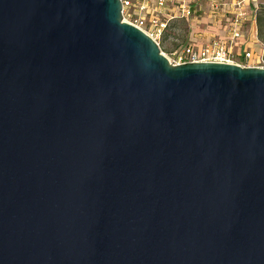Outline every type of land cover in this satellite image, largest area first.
Segmentation results:
<instances>
[{"label": "water", "instance_id": "1", "mask_svg": "<svg viewBox=\"0 0 264 264\" xmlns=\"http://www.w3.org/2000/svg\"><path fill=\"white\" fill-rule=\"evenodd\" d=\"M120 12L0 0V264H264V69Z\"/></svg>", "mask_w": 264, "mask_h": 264}, {"label": "built area", "instance_id": "2", "mask_svg": "<svg viewBox=\"0 0 264 264\" xmlns=\"http://www.w3.org/2000/svg\"><path fill=\"white\" fill-rule=\"evenodd\" d=\"M206 6H202L201 0H120L122 22H126L144 32L153 42L159 46V40L170 28V23L175 20L194 19L205 15L214 21V15L220 11L222 2L220 0H205ZM246 0H234L230 19L227 21V31L229 36V43L219 39L211 38L201 45L187 44L181 46L172 53L174 57L168 61L174 65H181L187 63H226L236 64L243 68L255 67L262 59V54H255L251 47L242 50L243 60L248 65H239L232 61L231 46L234 41L240 39L244 32L247 23L254 21L255 12L257 11L256 2L252 0V5L255 8L253 14L247 12ZM172 2L176 5L173 12L166 13L164 10ZM151 12V14H150ZM149 18V16H151ZM162 54V53H161ZM163 55V54H162ZM164 56V55H163ZM264 69V68H261Z\"/></svg>", "mask_w": 264, "mask_h": 264}, {"label": "rangeland", "instance_id": "3", "mask_svg": "<svg viewBox=\"0 0 264 264\" xmlns=\"http://www.w3.org/2000/svg\"><path fill=\"white\" fill-rule=\"evenodd\" d=\"M256 7L258 8L256 13V29H257V37L259 43H260V49H257L260 51V54H262V59L259 63L255 64L258 68H264V0H258L256 2ZM217 15V14H216ZM214 15V17L216 16ZM225 15V14H223ZM227 16V15H225ZM219 17V16H218ZM216 17L214 21V24L218 25L217 31L215 32V35H223L225 32V26L226 22L221 19V17ZM195 19V20H194ZM189 19L188 21H174L170 24V28L168 29V32L163 35L162 38H160L159 42V48L160 52L164 55V57H167L169 60H172L174 57L172 56V53L179 49L181 46H186L187 44H199L203 43L204 38L212 37L213 34H205L203 35L204 31H206V28L208 27L205 23L202 21H198V18ZM212 21V19L208 18ZM220 20V22H217ZM205 21V20H204ZM202 30V31H201ZM201 31V32H200ZM228 33V32H227ZM205 36L202 38V36ZM201 36V37H200ZM211 38H208V40ZM217 40V39H215ZM239 43L242 39H238ZM229 36H227V43H229ZM206 42V41H205ZM234 41V43H236ZM233 43L232 48V61L235 63H238L239 65H248L247 62L243 60L242 51ZM199 44V45H201ZM232 47V46H231ZM244 48H242L243 50ZM258 51V52H259Z\"/></svg>", "mask_w": 264, "mask_h": 264}, {"label": "crops", "instance_id": "4", "mask_svg": "<svg viewBox=\"0 0 264 264\" xmlns=\"http://www.w3.org/2000/svg\"><path fill=\"white\" fill-rule=\"evenodd\" d=\"M201 1H202V6L203 7L206 6V1L205 0H201ZM220 1L222 2V7L220 8L221 10L218 11L217 15L214 18L219 16V17H221V19L223 21L226 22L225 32L223 33V35H217V36L215 35V32L217 31V28H218V25L214 24V21L216 19H214V21L213 20L211 21L205 15H201L200 17H196V19L198 18V21L200 20V21H202L203 23H205L208 26L206 28V31H204L203 35H205V34H209V35L213 34L212 37H208V38H215V39H219L221 41H225L226 42L227 41V36H228V33H227L228 32L227 31V26H228L227 24L228 23H227V21L230 19V14H231V10H232V4H233L234 0H220ZM244 3H245V5H247V8H246L247 12L249 14H253L255 8L252 5V0H246ZM175 9H176V5L173 4L172 2H170L169 5H167V7L165 8L164 11L166 13L167 12L170 13V12H173V10H175ZM256 13H257V11L255 12L254 21L252 20L251 22L247 23V26L244 28V32L242 34V37L240 38V39L243 40V42L241 41V43H239L238 41H240V40H237V42L234 43V44L236 46L238 45L237 47L239 48V50L241 49V51H242L243 47L244 48L251 47V49H253V52L255 54H258V53H260V51L257 50V49H260L261 46H260V43H259L258 39H256V37H257V29H256V24H255ZM150 14H151V12H150ZM223 14H225L227 16H225ZM151 17H152V15L149 16V18H151ZM175 21H183V22H185L186 20L185 21L184 20H175ZM173 22H171V23H173ZM217 22H220V20H218ZM204 37L205 36H202V38H204ZM208 38H206V39L204 38L203 42L207 41ZM199 44H201V43H199ZM199 44H197V46H199ZM194 45H196V44H194ZM231 48H233V45H232Z\"/></svg>", "mask_w": 264, "mask_h": 264}, {"label": "trees", "instance_id": "5", "mask_svg": "<svg viewBox=\"0 0 264 264\" xmlns=\"http://www.w3.org/2000/svg\"><path fill=\"white\" fill-rule=\"evenodd\" d=\"M256 21V20H255Z\"/></svg>", "mask_w": 264, "mask_h": 264}]
</instances>
